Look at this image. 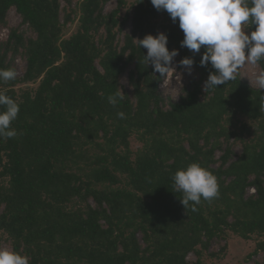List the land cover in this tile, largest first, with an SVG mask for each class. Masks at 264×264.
Wrapping results in <instances>:
<instances>
[{
	"label": "trees",
	"instance_id": "trees-1",
	"mask_svg": "<svg viewBox=\"0 0 264 264\" xmlns=\"http://www.w3.org/2000/svg\"><path fill=\"white\" fill-rule=\"evenodd\" d=\"M61 1L0 0V25L15 8L36 34L26 40L12 31L0 47V69H14L10 52L24 49L27 58L23 77L0 81V93L20 107L11 123L17 136L0 139V246L8 239L30 264H205L212 243L233 234L259 238L249 259L264 253V89L237 70L234 80L206 93L214 70L200 66L204 49L194 55L182 48L178 20L150 0L136 1L132 34L120 49L125 0L109 15L110 0H83L79 30L69 39L62 37L70 16L61 21ZM161 14L166 20L159 24ZM158 32L167 34L170 51L179 50V61L195 60L199 76L168 109L162 79L135 41ZM258 64L264 69V60ZM131 66L134 100L120 84ZM39 80L37 89L16 90ZM117 92L123 99L112 106L107 98ZM133 138L141 146L136 152ZM232 139L242 147L235 160L223 147ZM193 162L218 183L217 197L202 199L196 211L180 202L172 180Z\"/></svg>",
	"mask_w": 264,
	"mask_h": 264
},
{
	"label": "clouds",
	"instance_id": "clouds-1",
	"mask_svg": "<svg viewBox=\"0 0 264 264\" xmlns=\"http://www.w3.org/2000/svg\"><path fill=\"white\" fill-rule=\"evenodd\" d=\"M157 11H166L173 23L178 20L179 28L184 33L181 47L187 48L194 55L203 54L201 67L214 71L209 73L203 84L208 93L220 85L234 80L237 70L246 64L256 65L264 60V0H150ZM251 23L255 30L250 33L244 28ZM139 47L147 49L144 61L151 65L154 73H158L166 81L174 72L175 58L179 50H169L168 36L158 32L155 36L146 35L143 39H135ZM177 66L193 74L195 60L185 57ZM17 72L14 69H0V81L14 80ZM251 84L264 89V71L258 73ZM109 104L116 106L123 96L120 92L110 95ZM264 106V97L261 98ZM19 105L8 95L0 93V139H11L17 136L11 123L17 119ZM123 119V112L117 113ZM174 189L182 193L180 202L192 210L201 200L211 201L218 195V183L214 174L198 162L178 169L172 176ZM0 264H30L29 257L0 246Z\"/></svg>",
	"mask_w": 264,
	"mask_h": 264
},
{
	"label": "rangeland",
	"instance_id": "rangeland-1",
	"mask_svg": "<svg viewBox=\"0 0 264 264\" xmlns=\"http://www.w3.org/2000/svg\"><path fill=\"white\" fill-rule=\"evenodd\" d=\"M125 6L120 10L119 18L120 24L116 29V42L115 45L119 47H123L125 37L127 35L132 34V15L134 13L133 8L137 0H125ZM83 0H62L61 1V21L64 23L67 15L70 16V21L63 28L62 37L64 39H69L71 36L77 33L80 27V4ZM118 8V0H110L104 7V14L109 15L112 11ZM128 16V17H127ZM166 20V14H161L157 19L159 24H162ZM244 28L249 32L247 28V24L244 25ZM12 31H16L18 34L22 35L26 40L36 38L35 32L26 24L23 23L22 17L17 13L15 8H11L7 13L6 24L0 25V47L2 44L8 41V37ZM250 33V32H249ZM105 35L104 31L96 36L97 41H100L102 36ZM179 62V55L175 58L174 67H176V71L172 73V75L166 80L161 81L159 84V90L161 96L166 101V105L164 108L168 109V102H178L183 94V89L189 88L192 81L199 80V76L197 75L196 70H193L192 75H188L187 71L183 68L177 66ZM8 63L16 70L17 77H23L26 66H27V58L24 49H20L17 54L10 52L8 54ZM97 67L100 71H102L101 67L97 63ZM133 69V66L127 70V72L120 77V84L122 90L129 93L131 98L133 99V90L129 82V74ZM264 71V69L259 65H251L246 64L238 69V73L240 77L246 81L251 87L256 89H261L257 87L254 83L251 84L250 80L254 81L255 76ZM40 84V80L35 84L29 85H18L16 90L19 92L26 87H30L31 89H37ZM134 100V99H133ZM230 146L232 151L234 152L233 160L237 159L238 156L242 153L241 145L236 142L235 139H232L229 144L223 141L224 149ZM131 147L133 151H137L141 146L136 141L135 138L132 139ZM222 153L217 152L216 160L221 157ZM219 164H217L218 166ZM250 195V192L248 193ZM91 205L95 206V204L91 201ZM3 207L0 206V215L2 214ZM141 240V235L139 236ZM259 238L254 237L252 240L245 241L240 237H237L233 234H228L224 239L220 241H215L212 243L210 247V252L206 253L204 257L205 264H264V253L260 252L258 254H254L250 259L248 256L253 254L256 249V241ZM264 239V238H263ZM261 240V239H260ZM143 244V243H142ZM1 246L8 247L12 250V245L8 241V239L3 238ZM216 255L214 258H207L209 254ZM189 261L194 262L196 259L194 255H189Z\"/></svg>",
	"mask_w": 264,
	"mask_h": 264
},
{
	"label": "built area",
	"instance_id": "built-area-1",
	"mask_svg": "<svg viewBox=\"0 0 264 264\" xmlns=\"http://www.w3.org/2000/svg\"><path fill=\"white\" fill-rule=\"evenodd\" d=\"M249 192L251 195H254L256 193L255 189H251Z\"/></svg>",
	"mask_w": 264,
	"mask_h": 264
}]
</instances>
